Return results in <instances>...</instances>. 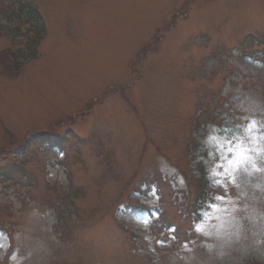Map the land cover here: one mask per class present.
Segmentation results:
<instances>
[{
	"label": "rangeland",
	"instance_id": "374dc122",
	"mask_svg": "<svg viewBox=\"0 0 264 264\" xmlns=\"http://www.w3.org/2000/svg\"><path fill=\"white\" fill-rule=\"evenodd\" d=\"M27 1L20 70L0 0V264H264V0Z\"/></svg>",
	"mask_w": 264,
	"mask_h": 264
},
{
	"label": "trees",
	"instance_id": "16d2710c",
	"mask_svg": "<svg viewBox=\"0 0 264 264\" xmlns=\"http://www.w3.org/2000/svg\"><path fill=\"white\" fill-rule=\"evenodd\" d=\"M15 3L18 2V6L15 9H12V13L14 14V17H17V20H19V22H21V24H23V20L28 21L27 23L31 24V19H39V14L37 12V10L31 6V4L28 3H24L25 0H14ZM4 8H6V12L8 10H10L12 7L9 6H5ZM36 29L39 30V33H37L38 38H42L43 36V29L42 28H38L36 27ZM35 43V42H32ZM30 48V47H29ZM16 54H19L20 56H24L25 53L22 50H18L15 52ZM15 54H11L9 56L6 57V61L9 62L10 66H12L13 68H17L19 66L18 60H12ZM33 56V55H32Z\"/></svg>",
	"mask_w": 264,
	"mask_h": 264
},
{
	"label": "snow or ice",
	"instance_id": "6c2138e0",
	"mask_svg": "<svg viewBox=\"0 0 264 264\" xmlns=\"http://www.w3.org/2000/svg\"><path fill=\"white\" fill-rule=\"evenodd\" d=\"M251 129H245V132H249ZM261 135H264V132L260 133ZM245 140H247L248 143L252 142L253 137L252 136H247V137H238L236 141H229L230 144L233 145L234 150L237 152V154L240 157H244V160H237L236 162V168L238 170L239 165L244 163L247 160V153H250L253 151L252 148L248 147V144L245 143ZM231 154V153H230Z\"/></svg>",
	"mask_w": 264,
	"mask_h": 264
}]
</instances>
